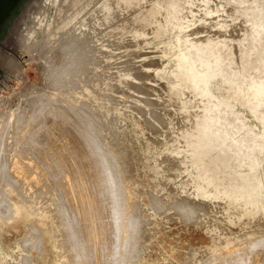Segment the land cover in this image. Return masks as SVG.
I'll return each mask as SVG.
<instances>
[{"label":"bare ground","instance_id":"bare-ground-1","mask_svg":"<svg viewBox=\"0 0 264 264\" xmlns=\"http://www.w3.org/2000/svg\"><path fill=\"white\" fill-rule=\"evenodd\" d=\"M144 1L145 0H90L88 1V3H85V6L83 5V10L80 8V10H76V13L70 11V13L67 15V12H69L70 8L74 5L75 0H58L57 8L58 13H61L59 15V17L61 18L56 22L55 27H59V32L57 33V35H55L54 38L56 39V44L57 42L59 43L55 45V47H53L52 52L50 51L51 55L49 54V57H47V62H49L48 64L51 65L52 72L50 73L49 70H47L50 73L51 80H49L50 78L47 79L48 77H46L47 75H49V73L46 74L44 72V75L46 74L45 77L47 80L45 86H51L49 89L52 88V90H54V98H56V96H60L63 98L64 106L62 107H70V109L75 112V114L72 115H77L76 113L78 112L86 114H83L84 119L82 118V121L84 122V124L82 123L81 125L84 126H82V128L86 127L90 131H94L93 128L97 127V123H99L100 130L104 133H109L115 131L114 129L118 128L117 125L120 124L118 123V119H120V113L110 114L105 107V104L103 103L101 105H95L96 101L103 102V99H101L99 96L100 93L97 94L95 89L97 88L98 90H102V92L104 93L102 94L104 96L105 93L110 90L111 86H115V84L118 83L116 81H119V83H121L124 78H130V81H128L129 79H127L129 84L128 82L126 84L130 85L134 89V91L138 92L140 94V97L142 98L141 103L145 104L147 106L146 108L149 107L144 111L146 118L137 121L134 129L136 130V132L145 135L147 133L152 135V138H147L150 153L149 156L153 157V160H149L150 164L147 167V175L155 183V187L157 188L153 189L152 191L146 192V194L149 196L146 197L150 198L149 203L153 206L151 214L149 213L150 215H148L149 218L147 216L150 223L157 225L156 221L164 220L167 222L170 219H175L187 224L192 223L195 227L208 234L210 240L212 241V244L210 246H205V253H200L198 250H196V252L192 253L190 257H187L188 261L184 260L189 262L190 264H259V258L262 257L263 259L264 257V0H167V9L164 15L158 14L151 17H141L139 18L138 22L135 23V18H138L139 16V8L142 6V3ZM50 6L51 0H38L37 2H35L18 40L21 43V46L25 49L28 50V48L34 45L37 46L38 43L35 41L33 34L38 29H41L43 34H45L49 30V27H47L46 24V19L49 14ZM167 22H169L170 35L173 32L180 34V36H177L178 38L176 37L177 44L175 45V43L172 41V37L170 36V40L167 43H164V46L160 47L161 49L157 45L148 49L157 51L161 55L166 57L171 48L177 47L179 52L178 54L174 55L176 66L173 71L167 72L163 66V63L154 66V64H151V61L149 63L143 62L137 69L136 75H130L127 69H125L123 66H115L113 64L114 56H125L126 54L133 51L136 47L141 45L147 38L164 34L167 31ZM48 35H50V32ZM62 35L63 37H61ZM47 43H49V41H45L42 44L43 47L47 46ZM169 46L170 48L168 49ZM235 51H237V55H235L238 57V59L237 57H234V62V60H232L233 57L231 56ZM48 53L49 52H47V54ZM50 56L52 57L50 58ZM94 56L100 60V66H97V69H92L93 74L90 75L89 72L90 76L88 78V73L86 72L89 71L88 66L91 65L89 58ZM139 58L144 59V55L139 56ZM150 71H154V73H149ZM165 72L167 74H171L174 80L167 81V79L162 78L161 75ZM78 74H82V77L84 74H86V77L88 78L90 84L88 85L80 82L79 76L81 75ZM45 77L42 76L41 78ZM73 78H75L76 82H79L78 85L80 83L82 84L80 88H78L77 86V89L75 88V80ZM215 78L222 79V81L229 87L226 95L219 99L214 97L208 89L209 83L212 79ZM70 79L74 80L73 85L72 81L69 82ZM86 79H82V81H85ZM163 80L168 82L167 86H163L159 83ZM119 85L120 84H118V86ZM46 100L49 102L50 99H46L45 97L44 101ZM37 101L36 103L40 102ZM36 103L34 101V103L32 102L31 105L35 104L36 106ZM236 103L242 107H245L246 110L248 109L257 123L263 126V129L260 132L252 133L245 128L243 120L240 118L239 113L233 110L234 104ZM40 104L41 107L39 111V107L37 106V111H35V107L31 106L29 103V105L33 108V110L31 111L34 112V115H32L30 111V116H32V119H34V121H36V116L43 113L44 111V106H42V103ZM25 108L23 109L26 110L27 108ZM79 108L82 110H80ZM192 108L193 110H200L199 113L196 112V114L194 113L193 115V111L191 113ZM49 109L48 111H51ZM24 110L19 113H22ZM56 110L52 109L53 112L51 111L50 113L54 114ZM174 110L176 111V113H174ZM25 113L26 111H24V115ZM97 116L99 117L98 121ZM73 117L74 116H72V118ZM18 118V121H22L19 116ZM29 118L31 119V117ZM55 119L57 120L56 117ZM62 119L63 118H61V120ZM66 119L68 120L67 117ZM95 119L96 121H94ZM29 121V119L22 121V128L19 127L20 125L17 126V128H19L20 130V132L18 131L17 134V129L14 130L15 122L13 123V121L11 126V123L9 121L10 127H7L8 129L5 127V125H3L7 130H3V132L1 131L2 134L0 132V193L1 197H4V201H0V210L4 205L7 204L8 206L6 207H9V209L13 211V219L11 221L14 224L17 223L18 219L23 217V212L25 210L17 201H14L11 198L10 194L12 188L14 187L13 184L18 185L20 183L21 185L25 184V186L28 184L29 175L25 174V172L28 170L24 166H28L31 163V158H26L27 152L25 151H23V153H25H22L21 155V152L19 153V155L18 153H14L17 151H14L12 149L14 146H11V149L14 152L11 149L10 150L14 153V157L13 161L11 159V163L9 162V167L6 168L7 166H5V164L8 163V161L5 160L6 163H4V157H2V149L5 142L3 139L12 138L13 140H16L15 144H12L17 146V144H19V141H21L20 139L24 136V142L26 143V145L33 144L30 143L33 141L34 144H39L37 143V137L40 135V131L34 134V132H37V130L30 129L33 132L32 136L31 133V137L29 135H26L27 137L25 136L27 128L31 126V122L29 126ZM42 122L44 123V120H42ZM67 122H69V120ZM60 123L62 124V122ZM38 126L40 127V125ZM73 127H75V125H73ZM68 129H66L68 131V133L66 132V136L69 137H66L65 135L64 136L66 140L68 138V141L70 142L71 149H67L71 152L69 157L72 158V160L75 162H72V164L83 165V162H81L82 160H85V162L87 163L84 169L81 168L83 166L80 165L76 167V170H73L82 177V180L89 177L91 170L93 171V174L91 172L88 182L81 181L83 184H77L80 190L83 191V200L85 199L84 203H86L85 205L88 206L86 210L87 217L85 216L86 218H88V221H86L87 225L93 231L92 233H90L88 239L84 234L86 239L89 240L88 243L91 245L89 246L92 249L95 241H97L96 239L99 238L98 236L100 234V230H102L99 228V225H96L97 227L93 230L92 226L94 225V223H96V217H99L101 213H104V216L105 214H108V218H110L112 223L111 225H113L115 229V233L114 236H112V239H107L108 241H111V243H113L111 245V248L113 252L112 255L114 256L111 257V260L115 257V254H118L120 251L121 255L119 254L120 257L116 260L118 261L117 263L133 264L136 258H138L139 253H136V249L134 247L135 245L132 243V238L135 237L134 235L138 233L141 227L140 224L143 223L142 220L144 218L142 219L140 217L142 219L141 220L137 216V214L135 213L138 210L137 208L135 212L134 210H126V208H129L131 206V203H129L128 200V198H130L129 192L126 191L127 197H125L122 190H119V188H121V184H119V178L116 176L118 173L116 171L117 169L114 170L116 164H114L113 166L114 169H111L113 160L109 157H111L110 154L112 152H109L110 156H108V153H106V150H104L105 148H100L101 145L98 147L96 144L98 140L100 143L101 136H99V139L97 140V137L93 134L96 137L95 139L97 140H95V143L93 137V141L97 146L96 150L98 148L97 151H94V144L92 143L93 147L92 149H90L88 147L91 144L89 141V145H85V142L87 141L85 140L86 138L83 139V136L85 135H82V137H80L82 134L81 130L78 129L79 131H81L79 132L78 130H76L77 127H75V131L81 133L79 136L80 138H78L77 135L75 136L73 132L74 128L70 131ZM84 129L83 131L86 132V137L87 139H89L90 134L87 133L88 130L86 131ZM45 132L43 131L42 133L45 134ZM93 133L98 132L96 131ZM102 134L103 133H101V135ZM71 136L73 137L71 138ZM90 137H92V135ZM47 138L49 141V137ZM81 138L82 140H84L85 146H82L83 142L79 140ZM90 139L92 141V138ZM119 139L121 140V138ZM8 140L9 139H7L6 141ZM11 140L10 143L12 142ZM50 142L52 143V141ZM53 144L52 146L56 145ZM65 145L66 144L64 143V147L63 145L61 147L66 148L67 146ZM21 146L17 148H19V150L23 149L20 148ZM27 147H30L29 150H31V145H28ZM4 150L5 149H3V152ZM68 150L67 152H69ZM26 151H28V149ZM10 152H7V160L9 158ZM58 153L59 152H56V154ZM61 153L63 154V152ZM64 154L62 158L65 157V159L62 162L66 163L67 155L65 154L66 156H64ZM30 157L33 156L30 155ZM49 157L46 156L45 159L53 160V158L51 159ZM39 158L40 157H38V159ZM53 161L55 162L56 160ZM40 162L37 161L36 163H38L39 165ZM67 162L69 163L70 161ZM105 162L108 164V167L105 166L106 168L104 167L103 169H101V164H104ZM51 163H49L50 166L52 165ZM125 164L127 165V162H125ZM57 165L59 166L58 163ZM50 166H48L49 169ZM55 167L56 166H54L53 170L50 172L48 171L49 169H44L43 171L47 170L49 173L53 172L51 173V175L48 173L49 176H52V174H56V169L61 168ZM69 167L70 166L68 165V168ZM41 169H43V167H41ZM113 170L115 171L114 173ZM253 171H256V173L252 174ZM35 173L36 171L32 173V175H35ZM61 174L62 173H57L56 175L59 176ZM63 174L61 175L62 177ZM71 175L72 177H74V175L76 176L75 172L74 174L71 172ZM53 177L56 176L54 175ZM53 177H49V180L53 179ZM80 180L78 179V182ZM53 181L54 180H52V182ZM55 181L58 180L55 179ZM55 181L53 183L54 185ZM49 182L51 183V181ZM33 183H35V180ZM38 184H40V180ZM43 185L45 186L46 183H43ZM56 186L53 188L55 189ZM77 186H75V188ZM43 188L44 187H40L39 190H36L42 191ZM156 189L164 191L162 192L161 196H159V194L158 196L155 195V193H159L156 192ZM135 190L136 189H134V191ZM137 192H139V190ZM61 193L62 192H57L56 194L60 195ZM17 194H19V191ZM68 195L69 194H67V196ZM139 196L141 195L139 194ZM24 197L22 196V198ZM63 197L59 199L62 201ZM125 198L127 199L125 200ZM63 201L64 202H61V204L58 201L60 207L55 218L51 221L48 219L50 222L46 221V224H42V227L45 226L46 230L49 231L46 235V240L49 239L52 244V249L55 252L61 254L63 250V242L65 240L61 239V235L64 232L66 240L70 241L71 248L70 250L68 248L69 252L71 250V252H73V250L75 252H79L80 250H85L86 253L89 251L91 252V249H88V251H86L85 249L86 246H84V244L87 241L84 242V240H86L84 239L85 237L83 238L79 233V224L74 219L76 212H74V216L73 214L69 215V205L65 203V200ZM136 202L137 201L133 202L134 206ZM226 204H228V206ZM137 205L139 206V204ZM79 207H81V205H79ZM227 208L229 210L234 209L240 212L238 216L236 215L226 218V222L228 224L237 225L239 221L245 219L246 223L248 225H251L252 227L247 228L246 231H241L239 234L234 233L227 235L226 233H223L219 225L225 222L224 216H227ZM9 209L6 208V210ZM81 210L82 209H79V211ZM6 212L8 213V211ZM79 214H81V212ZM37 216H39V213L37 214ZM83 216L84 215H82L81 217L83 218ZM101 217L103 218V215L100 216V218ZM7 222H10V220H8ZM31 224L35 225V223ZM39 224L41 225V223ZM111 225L109 226L112 227ZM88 227H86V230ZM126 227H129V229L131 230V233L127 238ZM30 231L32 233L34 232L33 230ZM38 232L40 231L38 230ZM38 232H35V234L38 235ZM141 234L140 237L138 236V239L143 236ZM63 238L65 237L63 236ZM134 239H136V237ZM24 240L26 241V239ZM24 240H22V242L20 243V239V244L17 243L15 246L18 245L21 249ZM38 240L39 239H37V241ZM61 240H63L62 243L60 242ZM29 241L28 244L31 245V242L29 243ZM37 241L36 244H38L40 240L38 242ZM24 243H26V245ZM24 243V246H26H23L24 249H26L27 246L30 247V245H27V241ZM36 244L35 247L38 246ZM97 244H99V246H103L102 244L100 245V243ZM142 245L144 246L145 244L143 243ZM83 246L85 248H83ZM35 249L37 251L39 250L38 248ZM26 250L25 252H27ZM95 251H97V248ZM69 254L70 253H68V255ZM91 254L94 255L93 249ZM81 255V253H77L75 255L77 260L78 258H81ZM100 255H102V253H100ZM103 256L105 257V255ZM64 257H66V255ZM83 257H85L84 254ZM106 257L108 256L106 255ZM86 258L88 260L87 254ZM89 258H93V256H89ZM74 259L73 261H76ZM27 260L28 259H26V261ZM81 260L83 259L81 258ZM84 260L86 261V259ZM109 260L110 259H107L108 263ZM89 262L90 259L85 264H88ZM91 262L93 261L91 260ZM141 262L142 261L139 260L137 261V264H140ZM74 263L75 262H73V264ZM103 263L107 264L106 261ZM103 263L101 262V264ZM142 264H158V260L156 259L152 260L150 263Z\"/></svg>","mask_w":264,"mask_h":264},{"label":"rangeland","instance_id":"rangeland-1","mask_svg":"<svg viewBox=\"0 0 264 264\" xmlns=\"http://www.w3.org/2000/svg\"><path fill=\"white\" fill-rule=\"evenodd\" d=\"M80 1L81 0H75L74 5L70 8L69 12H67V15L70 13V11L73 12V13H76V10L78 11V10H80V8L83 10V7L86 5L85 3L86 2L88 3V1H90V0H83L81 2ZM91 1H93V0H91ZM57 3H58V0H51V6H50L49 14H48V17L46 19V24H47V27H49V30L45 34H43L42 30L38 29L33 34L35 41L38 44L39 43L40 44L38 45L37 43H35V44H37V46L34 45V46L28 48V50H27L24 47H22L21 43L18 41V45L16 46L15 54L11 58H9L7 60L4 68L2 69V71L0 73V124H1L0 132L1 131L3 132V130L6 131L8 129L7 127H10L12 125V121H13V123L15 122L14 123V125H15L14 126V130L17 129L16 130L17 131L16 134H17L18 131L20 132V130H19V128H17V126L20 125L19 127L22 128L23 124L21 125V123H22V121H24L26 119L30 120L29 121V126H30V122H31V126L27 128V130H26L27 132H26L25 136L26 135L30 136V133H31V136H32L33 132L30 129L37 130V132H34V134H36V133H38L40 131V133H39L40 135L38 134L39 136L37 137V143H39L40 145L39 144H34V141L30 142V143H33V144H27L26 145V143L24 142L25 141L24 136H23V138L20 139L21 141H19V144H17V146L12 144V143L15 144L16 140H13L12 138H11L12 140L10 138H5L6 140L9 139L8 141H6L5 139H3L5 141L4 142V147H3V149H5L4 152L7 150L4 153L3 149H2V157H4V161H3L4 163H6V161H8V163L9 162L11 163V159L13 161L14 153H16V154L18 153V155H19V153L21 152L20 153V155H21L23 153V151L27 152L26 153L27 154L26 158L27 157L31 158V163L28 166L25 165L24 167H26V169L28 170V171L25 172L26 175H29L28 176L29 177L28 181L32 182V183L28 182V184L26 186H25V184L21 185L20 183L18 185H14L13 184L14 187L12 188V191H11V194H10L11 198L14 201H17L25 210L23 212V217L18 219L16 224H14L11 221L13 219V211L11 209H9V207H6V206H8L7 204L4 205L1 208V210H0V264H9V263L10 264H60V263L61 264H73V262H75L74 264H80V263L81 264L82 263L85 264V263H87L89 261V259H90V262H91V260L93 262H91V263L89 262L88 264H98V263L101 264V262L103 263L105 261H106L107 264H116L118 262L116 260L121 255L120 251H119L118 254H115V257H117V258L114 257L111 260V257L114 256V255H112L113 252H112V248H111V245L113 243H111V241H108L107 239H109V240L112 239V236H114V233H115V229H114L113 225H111L112 223H111L110 218H108L109 217L108 214H105V216H104V213L103 214L101 213L100 216L103 215V218L102 217L100 218V216L96 217V219L98 221L96 220V223H94L95 226L94 225L92 226L93 230H94L99 225V228L102 229V230H100V234L101 235L99 234V236H98L99 238L96 239L97 241H95V243H94V245L92 247V249L94 250V255L91 254L92 253V249L90 248L91 245L88 243L89 240H87V239H88L90 233H92L93 231L87 225L86 221H88V218H86L87 217L86 210H87L88 206L85 205L86 204V203H84L85 199L83 200L84 196L82 195L83 191L80 190V188L77 186V184L78 183L80 184V183L85 182V181L88 182L89 179H90L89 177L91 175V172L93 174V171L91 170L89 177L84 178V180H82V177L79 176L78 173H76V171H74V170H76V167L80 166V165L83 166L81 168L84 169V167L87 165V163L85 162V160H82L81 162H83V165L82 164H79V165L78 164H72V162L73 163H75V162L72 160V158L69 157L70 154H71L70 150H68V149H71L70 142L68 141L69 140L68 138H67V140L65 138V136L68 133V131L66 129H68V128H69L68 129L69 131L73 130V128H74L73 132H74L75 136L77 135L78 138L82 137V135H85V136H83V139L86 138L85 140H87L85 142V145L88 146L89 145L88 143L90 142L91 144H90V146H88L90 149H92V147H93L92 143L94 144V147H93L94 151L96 150L97 146L99 147L101 145L100 148L101 147L105 148L104 150H106V153H108L107 155L108 156L111 155V157H109V158H111L113 160V163H112L113 165H112L111 169H114V168H115L114 170L117 169L116 171L118 173H117L116 176L119 178L118 179L119 180V184H121V188H122V189L119 188V190L120 191L122 190V192H123L125 197H127V192L126 191H128L129 195H130V198H128V200H129V203H131V206L129 208H126V210H128V209L129 210H134V212H135L136 208H137L138 210L135 213L137 214V216L139 218L141 217L142 219L144 218L143 220H145V221H143L140 218L143 223L140 224L141 227H140L138 233L136 234L137 236L134 235L136 237V239H134L135 237L132 238V243L135 245L134 247L136 249V253L137 252L139 253V254L137 253L138 254V258H136V260H135V262L133 264H137V261H139V260L142 261L140 263V264H142V263H150L152 260H156V259L158 260V264H190L189 262H187L188 261L187 257H190L192 255V253L196 252V250H198L200 253H205L206 252L205 246H210L212 244V241L210 240V237L208 236L207 233H205L201 229L195 227L192 223L187 224V223L182 222V221L180 222V220L170 219L167 222L164 221V220L156 221L157 225H154L153 223H150V221L148 220V218H149L148 215L151 214V210H152L153 206H152V204L150 205V203H149L150 202V198H148L149 196L146 194V192L152 191L153 189L157 188V187H155V183L147 175V167L150 164V161L153 160V157L149 156L150 153H149V146H148L147 138H152V135H150L148 133L145 135V134L136 132V130L134 129V126L137 124V121H140L141 119L146 118V115H145L144 111L146 109H148L149 107L146 108L147 106L145 104L141 103L142 98L140 97V94L138 92L134 91V89L130 85H128L129 84L128 81H130V78H127V79H129L128 81H127V79L124 78L123 80H126V81L122 80L121 83H119V81H116V82H118V83H116L117 85L115 84V86H111L110 90L108 92H106L104 96H103L104 93L102 92V90H98L97 88L95 89L97 94L100 93V95H99L100 98L103 99V102L102 101H96L95 105H101L103 103V104H105V107L107 108V110H108V112L110 114L120 113V115H119L120 119H118V123H120V124L117 125L118 128L114 129L115 131H112V132H109V133L102 132L100 130V125L97 122L96 123H97L98 126L96 125L97 127L93 128L94 131L93 130L90 131L86 127H84L85 129L82 128V126H84V125H81V124L82 123L84 124V122L82 120L84 119L83 114H85V113L82 114V112H78V113H76L77 115H72V114H75V112H73L70 109V107H68V106L62 107V106H64L63 98L60 97V96H56V98H54L55 97V96H53L54 90H52V88L49 89L51 87L49 85H48L49 87L45 86L46 82H47L46 77H48L47 79L50 78L49 80H51L50 73L52 72L51 65L48 64L49 62H47L48 61L47 57H49V54L51 55L53 47H55V45H57L59 43V42H57V44H56V39L54 38L55 35H57V33L59 32V27H55L56 26V22H57V20H59L61 18V17H59V15L61 13L60 14L58 13ZM166 9H167V0H159V1H157V0H145L142 3V6L139 8V10H140L139 11V16H138V18H135V23L138 22L139 18H141V17H148V16L151 17V16H156L158 14H163L164 15ZM166 27H167V31L164 34H162L160 36H152L150 38H147L141 45L136 47L133 51H131L130 53L126 54L125 56H122V57L121 56H117V55L114 56L113 64L115 66H123L125 69H127L128 73L130 75H134V74L136 75L137 69L139 68V66L143 62L149 63L151 61H152L151 64L152 65L154 64V66H157V65H160V64L163 63V66H164V68L166 69L167 72L173 71L175 69V66H176V60L174 58V55L178 54V52H179L177 47L171 48L169 50V52H168L166 57H164L163 55H161L157 51L148 49V48H152L153 46H156V45L159 48L163 47L164 43H167L170 40V36L172 37V41L175 43V45L177 44L176 37L180 36V34H178L176 32H173L170 35L169 22L166 23ZM49 32H50V35H48ZM61 37H63V35ZM45 41H49V43H47L48 45L46 44L47 46L43 47L42 44ZM38 46H39V48H38ZM169 48H170V46L168 47V49ZM40 52H42V53H40ZM47 52H49V53L47 54ZM235 54L237 55V51H235L232 54V56H231V57H233L232 60H234V62H235V58L237 57ZM141 55H144V59L143 58H139V56H141ZM51 57L52 56H50V58ZM237 59H238V57H237ZM89 61H90L91 65L88 66V70L89 71L86 72V73H88L87 74L88 78H89L90 75L93 74V70L97 69V66L98 67L100 66V64H99L100 60L97 59L95 56L89 58ZM146 61H148V62H146ZM156 62H157V64H156ZM45 67H46V70H45ZM47 70H49L50 73ZM44 72L46 74L49 73V75H47L45 77L46 74L44 75ZM89 72H90V75H89ZM149 73H154V71H150ZM41 74L45 78H41L42 77ZM78 75H81V76H79V78H80L79 81L80 82L88 84V85L90 84L88 78L86 77V74H84L85 76L83 75V77H82V74H78ZM161 76H162V78L167 79V81H173L174 80L173 76L171 74H167L166 72L162 73ZM73 79L75 80V78H73ZM73 79L69 80V82L72 81V85L74 83ZM82 79L83 80L86 79V80L82 81ZM167 81L163 80V81H160L159 83L162 84L163 86H167V84H168ZM127 82H128V84H126ZM78 83L79 82H76V80H75V83H74L75 88H76V86L78 88L81 87L82 84L80 83L78 85ZM47 84H49V83H47ZM118 84H120V85L118 86ZM46 88L51 90V91L47 90ZM228 88H229L228 85L226 83H224L222 81V79H220V78L212 79L211 82L208 85L209 92L214 97H216L218 99L222 98L224 95H226V93L228 92ZM44 96L46 97V99H50L49 102L47 100L44 101L45 100ZM48 97H50V98H48ZM43 98H44V100H43ZM34 99H36V100H34ZM55 99H57V100H55ZM37 100L40 101V102H38ZM34 101H35V103H36V101L39 103V104L36 103V106L39 107L38 111H39V109L41 107L40 103H42V106H44L43 107V110H44L43 113H41V114L36 116V119H35L36 121H34V119H32V116H30L31 113H32V115H34V112L31 111V110H33V108L31 106L35 107L36 109L34 108V110L37 111V107L35 106V104L31 105V103L32 102L34 103ZM25 103H26L27 106L25 105ZM29 103H30L31 106L29 105ZM24 106L27 109L29 107L32 108V109L29 108L28 109L29 112H28L27 109ZM54 107H56V108H54ZM23 108H25L26 110H24ZM49 108H51V109H49ZM194 108H196V107H194ZM21 109L26 111L25 115H24V111L22 112L23 114L19 113V112L22 111ZM48 109L51 110V111H52V109H55V110L58 109V110H56V112L53 114V113H50L51 111H48ZM80 110H82V109H80ZM196 110H193V108H192L191 109V113H192V111H193V113H192L193 115H194V113L196 114V112L199 113L200 110H198V109H196ZM233 110L239 113V116L243 120L245 128L249 132H252V133L260 132L263 129V126L260 125L259 123H257L255 118L248 111V109L246 110L245 107H242V106H240L239 104L236 103V104H234ZM30 111H31V113H30ZM65 112L70 113V114H67ZM18 113H19V115H18ZM27 113H30V114H27ZM174 113H176V111ZM21 115H22V117L24 116L23 117L24 119L21 117ZM18 116L20 117V119L22 121H20V120L18 121L17 120ZM72 116H74V117L72 118ZM25 117H26V119H25ZM29 117H31V119L33 121ZM55 117L57 118V120L55 119ZM60 117L63 118V119L61 120ZM66 117L68 118L69 122H67L68 120L66 119ZM70 118H71V120H70ZM16 120H17V122H16ZM42 120H44V123L42 122ZM98 120H99V117L97 116V121ZM9 121H10L11 124L9 123ZM94 121H96V119ZM40 122H42L43 124L40 123ZM60 122H62V124ZM70 122L72 123V125H71ZM9 124H10V126H9ZM3 125H5V127L7 129ZM38 125H40V127ZM52 125H53V127H52ZM73 125H75V127H77L76 130H78L80 128V126H81L82 129L80 128L79 130L82 131V134L79 133V132H81L79 130H78L79 132L75 131V127H73ZM3 127H4V129H3ZM1 128H2V130H1ZM83 129L86 130V131L88 130L87 133H89L90 136L92 135V137L87 135V136H89V139L92 138V141H91V139L90 140L87 139L86 132L83 131ZM43 131L44 132L46 131L45 132L46 136H45L44 133H42ZM96 131L98 133H93V132H96ZM2 132H1V134H2ZM41 133H42V135H41ZM47 133H49V134H47ZM101 133H103V134L101 135ZM80 134H81V136H80ZM93 134L97 137V140L99 139V136L102 137V138L100 137V143H99V140L97 141L95 139L96 137ZM57 135H58V137H57ZM47 137H49V141H48ZM66 137H69V136H66ZM72 137L73 136H71V138ZM93 137H94V141L95 140L97 141V143L95 141L97 146H96V144L93 141ZM43 138H44V140H43ZM50 138H52V139H50ZM119 138H121V140ZM144 138H145V140H144ZM101 139H103V140H101ZM10 140L12 141L11 143H10ZM45 140H46V143H45ZM79 140H81V142H83V144H82V146H83L84 145V140H82V138L79 139ZM22 141H23V143H22ZM50 141H52V143ZM68 142H69V144H68ZM20 143H21L22 146L20 145ZM35 143H36V141H35ZM53 143L56 144L58 146V148H57L56 145L52 146ZM64 143L66 144L65 146H67L66 148H63L64 147ZM18 145L21 146L20 148H23V149H25L28 145H31V150H29L30 147H27L25 150L21 149L22 150L21 151V150H19V148H17V147H19ZM24 145H26V146H24ZM45 145H46V147H45ZM62 145H63V147H61ZM11 146L12 147L14 146V147L12 148ZM0 147H1V145H0ZM11 148L14 151H17V152H14ZM32 148L34 149V151H33ZM46 148H47V150H46ZM27 149H28L29 152L26 151ZM63 149H65V150H63ZM67 150L70 153L67 152ZM97 150H98V148H97ZM8 151L9 152L11 151V152L9 153V158L7 160V155H8L7 152ZM35 151H38V152H35ZM55 151L59 152V153L56 154ZM61 152H63V154L65 153L67 155L68 159L66 157V160L70 161L69 163L66 160H65L66 163L62 162L65 159V157L62 158L63 154ZM109 152L110 153L112 152V153L109 155ZM28 153H29V156H28ZM65 154H64V156H66ZM3 155H5V156H3ZM30 155L33 156V157H30ZM46 156L47 157L50 156L49 158H51V159L53 158V160H56L55 161L56 163L53 160H50V159L49 160L51 162H53V163H51L48 159L46 160L45 159ZM57 156H58V158H57ZM38 157H40V158L38 159ZM34 158H35V161H34ZM36 159H38V160H36ZM37 161L38 162L42 161V162H40V164L38 165V163H36ZM125 162H127L128 166L125 164ZM8 163H6L7 165L5 164V166H7L6 168H8L9 165H10V163L9 164ZM49 163H51L53 165V167L56 166L57 168H60L62 164L64 166L66 165L65 167L62 165V167L60 169H56V174L57 173L58 174H60V173L63 174L64 173L63 177L61 176L62 174L59 175V176L54 174L56 177H53L54 176L53 174H52V176H49V174L51 175V173H53V172L49 173L50 171L53 170L52 165L50 166ZM57 163L59 164V166L57 165ZM84 163H86V164H84ZM107 163H108V161H107ZM107 163L106 162L104 164L102 163L101 164L102 165L101 169H103L105 166L108 167ZM114 164H116V166L113 168ZM44 165H45V167H44ZM68 165L70 166L69 168H68ZM29 166L32 167V168H30ZM40 166L43 167V169H41ZM48 166H50L51 170L48 168ZM27 167H29V168H27ZM33 167H34V169H33ZM6 168H4V169H6ZM62 168H63V170H62ZM66 168H68V169H66ZM70 168H72V169H70ZM44 169H47V170L49 169L48 170L49 172L47 170L43 171ZM34 170L36 171V173H35V175H32V173L35 172ZM114 170H113V173L115 172ZM29 172H30V174H29ZM71 172L73 174L75 172L76 176L74 175V177H72ZM254 173H256V171H253L252 174H254ZM49 177L50 178L53 177V179L49 180L50 179ZM57 177H59V178H57ZM37 178H39V179H37ZM45 178H47V179H45ZM54 178L57 179L58 181H55ZM78 179L79 180L81 179V180L78 182ZM34 180H35V183H33ZM39 180H40V184H38ZM52 180L55 181V185L53 184L54 181L52 182ZM69 180H71L72 182L74 181V182L72 183ZM75 180H77V181H75ZM36 181H37V183H36ZM49 181H51V183ZM61 181H62V183H61ZM70 182H71V185H70ZM43 183H46V185L44 186ZM32 184H34L35 186L32 185ZM36 184H38L40 187H44L43 190L42 191H37L36 189L39 190L40 187L38 185H36ZM52 184H53V187H55L57 185L55 189H57L58 191L55 190L52 187ZM33 186L36 187V188H34ZM75 186H77L76 188L78 190L75 188ZM60 187H62V188H60ZM58 188H60V189H58ZM13 189H15V190H13ZM134 189H136L137 191L139 190V192H137L136 190L134 191ZM156 190H157L156 192H159L157 194L155 193L156 196H158V194H159V196H161L162 192H164V191H160L158 189H156ZM18 191H19V194H17ZM27 191H28V195L29 196L27 195ZM68 191H69V193H68ZM80 191H81V193H80ZM20 192H21V194H20ZM57 192L58 193L62 192L63 194L62 193L60 195L56 194ZM43 193H44V195L46 197L43 195ZM33 194H34V197H33ZM40 194H42L43 196L40 195ZM67 194H69L71 196V198H70L69 195L67 196ZM139 194L141 196H139ZM31 195H32V199H31ZM63 195H64V197H63ZM22 196L23 197L25 196V197L22 198ZM26 196H27V198H26ZM76 196H78V197H76ZM146 196H148V197H146ZM50 197L52 199H54V200H52ZM61 197L64 198V199L62 198V201L59 199ZM0 198L2 199V200L0 199V201L3 202L4 201L3 200L4 197L3 198L1 197V193H0ZM126 199L127 198H125V200ZM28 200H29V202H28ZM63 200H65L66 201L65 203L69 205V211H70L69 215L73 214V216H74L76 214L74 216L75 218L74 217L73 218L79 224V228H80V229H78L80 231L79 233L82 235L83 238L85 237V235L87 237V239H86V237L84 238V239H86V240H84V242H86V241L87 242L85 244L83 243L84 246H86V248L84 246H83V248H85L86 251H88V249L89 250L91 249V252L89 251L90 253L89 252L86 253L85 250H82V251L80 250L81 252L80 251L79 252L78 251L75 252L73 250L74 253L71 252L72 251L71 250L69 252V250L71 248L70 247V241L66 240V236H65L64 232L61 235V239H63V240L65 239V240H64V242H63V240L60 241L61 243L63 242V250H64V251L62 250L61 254H59L58 252H55L52 249V244H51V241L49 239L46 240V238H47L46 235L48 234L49 231L46 230L45 226L42 227V224H46L45 223L46 221H49V220L51 221V220H53L55 218V216L58 213V209L60 207L61 202H64ZM79 200H80V202H79ZM82 200H83V203H82ZM41 201H43V202H41ZM49 201H51L52 203L49 202ZM53 201H54V203H53ZM58 201L60 202V204H59ZM73 201H75V202H73ZM134 201H137L135 203V206L133 205ZM44 204H45V206H44ZM137 204H139V206ZM79 205H81V207H79ZM226 205L228 206V204H226ZM42 206H43V209H42ZM74 206L76 207L77 210L75 209ZM6 208H8L9 210H6ZM54 209H55V211H54ZM79 209H82V210L79 211ZM6 211H8V213ZM139 211H140V213H139ZM3 212L6 213V214H4ZM50 212H51V214H50ZM74 212H76V213L74 214ZM80 212H81V214H79ZM226 212H227V214H226L227 216L226 217L224 216V221L225 222H223V223H221L219 225L221 227V230H222L223 233H226L227 235L234 234V233L235 234H239L241 231H246L247 228L252 227L251 225H248L246 223L245 219H242L241 221H239V223L237 225L228 224L226 222V218H229L231 216L233 217V216H236V215L238 216L240 212L236 211L234 209H230L229 210L228 208L226 209ZM29 213H30V215H29ZM38 213H39V216H37ZM82 215H84L83 218L81 217ZM147 216H148V218H147ZM8 220H10V222H7ZM99 220H100V222H99ZM103 220H104L105 227H104V224H103ZM105 220L107 221V223H106ZM31 221H33V222H31ZM81 221H82L83 224L81 223ZM31 223H35V225L31 224ZM39 223H41V225ZM144 223L147 224V225H145ZM149 223H150V225H149ZM109 225H111L112 227H110ZM29 226H31V227H29ZM86 227H88L89 229L87 228V230H86ZM33 228H37V229H33ZM29 229L33 230L34 232L32 233ZM38 230L40 232H38ZM83 230H84V232H83ZM143 230H145V231H143ZM85 231H86V233H85ZM35 232H38L37 233L38 235H36ZM199 232H201V233H199ZM130 233H131V230L129 229V227H126V234H127L126 238L128 237V235H130ZM139 233L140 234L142 233L141 235H143V236H141V238L138 239V236L140 237ZM34 236H35V238L37 236V238L35 239ZM63 236L65 238H63ZM19 238L21 239V241H20ZM24 239H26L27 245H30V244H28V241L30 240L29 243L31 242V245H30V247L27 246V248H30V249H27V248H26L27 250L24 249V247H26V246H24V244L26 245V243H24V242H26ZM37 239H39L40 241L38 240L39 241L38 242ZM22 240H24V242H23L24 244L22 243V245L24 246V247L22 246L24 250L22 249V247L20 249L18 245L15 246L17 243L20 244L22 242ZM19 241H20V243H19ZM36 241L38 242V244H36ZM136 241H137V244H136ZM96 242L100 243V245L102 244L103 246H99V244H97ZM140 242H142V243H140ZM143 243L145 244L144 245L145 247L142 245ZM35 244L38 245V246L35 247ZM66 244H68L69 246L66 245ZM87 244H88V246H87ZM167 245H168V247H167ZM66 247H67V249H66ZM35 248H38L39 250L37 251ZM68 248H69V250H68ZM96 248H97V251H95ZM98 248H100V249H98ZM138 249L141 252V254L138 251ZM25 250L28 253L25 252ZM99 250H102V251H99ZM23 251H24V253H23ZM19 252L22 253V254H20ZM82 252H85V253H82ZM68 253H70V254L68 255ZM77 253H81L82 254L81 258L83 260H81V258H78V260H77V258L75 257V255ZM97 253H99V254H97ZM100 253H102V255H100ZM83 254L85 255V257H83ZM86 254H87L88 260L86 258ZM56 255H57V257H56ZM65 255H66V257H64ZM103 255H105V257ZM106 255L109 258L106 257ZM58 256H59V258H58ZM72 256H73V259L75 257L74 260H76V261H73ZM89 256L90 257L93 256V258H89ZM68 257H69V259H68ZM22 258H24V259H22ZM167 258H168V260H167ZM26 259H28V260L26 261ZM84 259H86L87 262ZM107 259H110L109 263H108ZM164 260H165V263H164ZM184 260H187V261H184ZM64 262H66V263H64ZM95 262H97V263H95ZM259 264H264V257H263V259H262V257L259 258Z\"/></svg>","mask_w":264,"mask_h":264},{"label":"water","instance_id":"water-1","mask_svg":"<svg viewBox=\"0 0 264 264\" xmlns=\"http://www.w3.org/2000/svg\"><path fill=\"white\" fill-rule=\"evenodd\" d=\"M38 0H0V73L16 51L19 37Z\"/></svg>","mask_w":264,"mask_h":264}]
</instances>
